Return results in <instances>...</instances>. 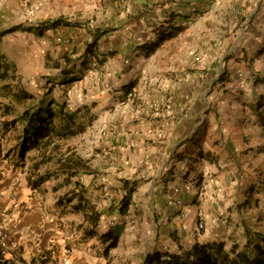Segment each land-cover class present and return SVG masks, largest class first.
Segmentation results:
<instances>
[{
	"label": "rangeland",
	"instance_id": "rangeland-1",
	"mask_svg": "<svg viewBox=\"0 0 264 264\" xmlns=\"http://www.w3.org/2000/svg\"><path fill=\"white\" fill-rule=\"evenodd\" d=\"M192 7L190 30L155 55L144 57L135 46L143 39L142 12L132 13L128 0H0V34L21 28L0 38V55L17 67L14 82H0L1 154H9L19 141L23 126L15 124L13 131L12 123L45 96L79 112L85 125L84 132L71 140L30 152L24 166L14 168V160H0V242L5 241L2 250L9 264H140L147 252L164 248L166 226H161L162 215L158 216L157 179L147 171L125 168L124 155L118 150L122 142L117 140L136 129L147 133L148 124L160 120L163 101H168L166 110L174 106V100H179L176 95L190 90L191 83L192 98L178 105L189 103L183 113L192 110L195 123L205 129L200 135L203 142L209 137L208 127L222 124L237 107L252 106L251 121L264 125L260 120L264 115V0H213L198 7L192 3ZM57 19L92 29H114L115 34L98 46L99 53L106 54V63L98 66L86 56L83 46L92 41L87 30L63 27L43 36L32 31L42 21ZM73 45L82 49L73 54L74 64L65 67L62 58L72 52ZM63 69L73 73L67 80L60 73ZM18 93H27L36 102L17 105L14 96ZM255 108L260 109L259 116ZM4 123L12 124L7 134ZM261 142L253 158L245 157L247 153L240 157L246 170L234 162L229 166L247 179L244 188L252 187L255 206L261 203L258 216L264 219V138ZM70 158L79 159L96 174L80 173L73 178L62 166ZM77 182L86 190L78 189L84 198L59 206L60 199L65 201L78 192ZM126 182L136 185L129 212L104 214L98 227L102 234L111 223L124 228L108 260L100 241L84 242L82 231L89 223L77 206L106 212L111 201L123 199ZM226 198H220L215 212L221 222L226 214L232 221L231 216L239 214L238 204L226 208ZM194 223L197 226L198 219ZM208 225L209 230L204 223V229L195 233L211 231ZM170 233L169 239L180 241ZM13 243L16 249H11ZM172 243L168 249L180 244ZM226 243H232L231 239Z\"/></svg>",
	"mask_w": 264,
	"mask_h": 264
},
{
	"label": "crops",
	"instance_id": "crops-1",
	"mask_svg": "<svg viewBox=\"0 0 264 264\" xmlns=\"http://www.w3.org/2000/svg\"><path fill=\"white\" fill-rule=\"evenodd\" d=\"M212 1L128 0L133 10L132 13H136L138 9L142 12L140 17L144 21L141 23L143 35L141 44L155 41L157 30L167 29L170 25L183 27L184 30L178 37L166 42L161 49L167 43L181 39L182 35L190 30L192 3L198 7L209 5ZM239 9L242 11L241 8ZM132 49L134 50V46ZM176 98L183 104L191 99L192 83L190 90L176 95ZM170 101L173 102V99ZM174 101L176 104L169 105L167 110L165 103L168 101H163L164 108L160 111L161 114L159 113L161 118L158 123L148 124L149 131L147 133H141L139 129H136L122 141L117 140L122 142L120 144L123 147L118 145V150H121L124 155L122 162L125 164V168L132 166L133 171L137 169L147 171L149 175L155 176L157 179L154 189L159 202L158 216L162 215L161 226H166V231L162 233V238L166 236L164 238L166 239L165 247L158 251L171 250L176 253L175 249H168L169 243L174 241V239H169L170 232L179 237L180 241L176 240L175 242H179L186 250H190L196 242L210 244L223 242L227 249L235 244L243 247L250 234L264 232V219L258 216L261 203L258 207L255 206L253 196H251L252 187L244 188L247 179L235 174L237 168L234 170L229 165H234L231 163L234 162L241 170H246L243 167L241 156L247 153L248 155L245 154V157L253 158L256 155L255 148L262 144L261 141L264 138V125L251 121L253 112L249 109L252 106L237 107L233 110L235 114L223 120L222 124L218 125V122H214L212 123L213 129L208 127L209 137L203 142L200 135L204 133L205 129L195 123L196 119L194 114L192 116V110L183 113L189 103L181 107L176 100ZM243 102L248 103L246 100ZM198 138H200L199 141L196 140ZM130 146L133 147V151L130 150ZM201 151L210 152V162L198 159ZM219 155L221 156L220 160H218ZM217 161H219L218 164ZM94 173L96 174V172ZM203 190H206L205 193ZM224 197H227V209L230 207L234 209L238 207L237 204L239 205V214L231 216L234 221L229 218L230 214H226L227 217L222 218L223 222L216 218L218 213L215 215V212L219 210L218 202L220 198ZM200 215H202L201 218ZM196 219H198L197 226L194 223ZM201 219L206 227L209 226L208 224L211 225V231H207L204 235L195 233ZM156 220L157 217L155 222ZM168 221L171 222L170 226L167 224ZM115 225V223H111L108 231L115 228ZM229 239L232 241L230 244L226 243ZM20 241H22L21 238ZM110 255L103 254L108 257V260H110ZM148 255L147 252L140 264L145 262Z\"/></svg>",
	"mask_w": 264,
	"mask_h": 264
},
{
	"label": "trees",
	"instance_id": "trees-1",
	"mask_svg": "<svg viewBox=\"0 0 264 264\" xmlns=\"http://www.w3.org/2000/svg\"><path fill=\"white\" fill-rule=\"evenodd\" d=\"M63 27L76 31L79 29L87 30L92 41L87 42L86 45L83 46L86 56L97 61L99 63L98 66H103L106 63V54L99 53L98 46L102 41L107 40L115 34L116 31L114 29L106 26L92 29L88 27V25L70 22L66 19H57L53 21H42L39 26L32 31L38 36H43L47 31L58 30ZM20 30L21 28L19 27L6 30L0 34V38ZM183 30V27H175L173 25L168 26L167 29L157 30L155 41L147 44H140L137 46V50L140 55L151 57L155 55L166 42L176 39ZM72 47V52L70 54H65L62 58L65 67L74 64L72 58L73 54H77L82 49L76 45ZM263 53L264 47L261 50V54ZM60 68L61 65L58 66L59 70ZM60 73L62 78L66 80L73 74L64 69ZM16 78V64L9 61L4 55H0V82L4 85H8L14 82ZM221 80L223 81L224 78ZM14 98L17 105L36 102L35 97L27 93H18ZM259 111L260 109H256L257 113ZM260 117V120L264 122V115ZM18 123H20L23 128L19 136V141L14 149L6 155L1 154L3 150L0 149V160H14V168L24 166L30 152L42 151L51 146L55 147L57 142L71 140L85 130V125L81 123L79 112L69 110L64 104L52 101L49 96L41 98L39 102L33 105L31 104L30 107L25 109L17 120H15V123H12L14 124L13 131L17 130L15 124ZM12 124H2L5 134L12 130ZM198 159L210 162V152H199ZM62 166L66 168V172L72 174L73 178L80 175V173L94 175L93 172L89 171L90 168L79 159L74 160L70 158ZM75 187L77 190L80 189L86 192L84 186L79 182L76 183ZM135 192V183L128 184L126 182L123 185V199L119 202L115 200L111 201L108 209L105 210L106 212L100 213L94 211L93 208H91L89 212L87 208L81 207V204L78 205V211L83 214L85 220L89 223V226L85 227L82 231L84 242L91 240L100 241L106 246L103 254L109 256L110 252L117 248L124 228L122 226H116L107 233L102 234L98 231V227L104 214H119L125 216L131 208ZM80 196H82V194L78 190V192L76 191L75 194L65 201L60 199L58 204L59 206L71 205ZM82 197L84 198V196ZM2 249L3 248L0 247V264H9L11 260L6 258ZM175 251L176 253L171 250L164 252L156 250L154 253L148 255V258L143 264H264V232H253L250 234L243 247L239 244H235L230 249H227L226 244L223 242L214 244L196 242L192 245L190 250H186L178 244Z\"/></svg>",
	"mask_w": 264,
	"mask_h": 264
},
{
	"label": "built area",
	"instance_id": "built-area-1",
	"mask_svg": "<svg viewBox=\"0 0 264 264\" xmlns=\"http://www.w3.org/2000/svg\"><path fill=\"white\" fill-rule=\"evenodd\" d=\"M195 8L193 7L192 8V10H194ZM195 11V10H194ZM188 189V188H187ZM190 189H191V187H190ZM177 192H179V190H177ZM202 217V215H200V218ZM202 220V219H201ZM199 229H204V223L203 222H200V224H199ZM1 247L2 248H5V241L4 240H2V242H1ZM12 246V248L11 249H16L17 248V244L16 243H13V244H11Z\"/></svg>",
	"mask_w": 264,
	"mask_h": 264
},
{
	"label": "clouds",
	"instance_id": "clouds-1",
	"mask_svg": "<svg viewBox=\"0 0 264 264\" xmlns=\"http://www.w3.org/2000/svg\"><path fill=\"white\" fill-rule=\"evenodd\" d=\"M204 223V222H203ZM200 224V223H199ZM198 228H199V226H198ZM2 248V247H1Z\"/></svg>",
	"mask_w": 264,
	"mask_h": 264
}]
</instances>
